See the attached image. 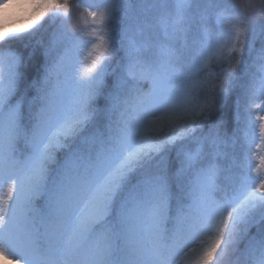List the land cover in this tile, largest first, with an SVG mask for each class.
Instances as JSON below:
<instances>
[{
    "label": "snow or ice",
    "instance_id": "6c2138e0",
    "mask_svg": "<svg viewBox=\"0 0 264 264\" xmlns=\"http://www.w3.org/2000/svg\"><path fill=\"white\" fill-rule=\"evenodd\" d=\"M0 264H264V0H0Z\"/></svg>",
    "mask_w": 264,
    "mask_h": 264
}]
</instances>
